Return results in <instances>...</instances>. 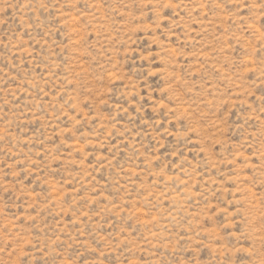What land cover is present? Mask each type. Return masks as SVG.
<instances>
[{
  "label": "rangeland",
  "instance_id": "1",
  "mask_svg": "<svg viewBox=\"0 0 264 264\" xmlns=\"http://www.w3.org/2000/svg\"><path fill=\"white\" fill-rule=\"evenodd\" d=\"M0 264H264V0H0Z\"/></svg>",
  "mask_w": 264,
  "mask_h": 264
}]
</instances>
